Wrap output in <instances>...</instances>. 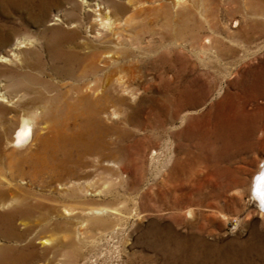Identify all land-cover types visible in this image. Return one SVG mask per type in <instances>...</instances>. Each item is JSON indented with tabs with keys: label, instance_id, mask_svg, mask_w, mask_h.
I'll return each instance as SVG.
<instances>
[{
	"label": "bare ground",
	"instance_id": "bare-ground-1",
	"mask_svg": "<svg viewBox=\"0 0 264 264\" xmlns=\"http://www.w3.org/2000/svg\"><path fill=\"white\" fill-rule=\"evenodd\" d=\"M9 1L27 14L35 9L31 3L29 7L23 5V0ZM54 2L61 4V0ZM82 5L91 15L90 24L72 18L67 22L68 30L50 29L45 46L48 68L33 52L31 61L20 58V50L29 48L33 41L16 38V29L0 33V45H13L7 55L0 54V64L14 60L21 64L18 69H24L10 71L7 87L26 95L19 103L15 96L9 97L0 81V264H49L45 255L36 253L34 239L52 226L59 227L54 221L59 214H73V209L55 206L57 197L28 196L24 184H56L60 187L57 194L62 196L58 203L80 199L84 203L91 186L85 180L89 173L85 159L98 150L112 156L130 150L124 143L135 132L103 125V114L120 118L124 127L140 130V125L144 129L147 126L150 135L168 133L178 141L177 154L188 157L192 152L181 141L193 143L198 155L217 151L228 159L264 146V105L246 109L250 102L264 97V66L200 115L188 117L182 113L185 107L203 104L213 88L207 82L195 96L193 88L198 79L228 73V65L239 56L250 59L256 51L264 50L260 43L252 50L254 41L264 35V0H82ZM45 8L41 4V9ZM126 13L130 16L122 18ZM224 19L237 27L235 32L228 31ZM191 60L202 68L197 69V78L188 82ZM169 77L177 78L178 84L166 81ZM156 78L162 91L149 100L148 114L142 122L138 119L140 95ZM44 90L53 96L47 97ZM56 97L63 99L59 109L48 112L41 106ZM119 108L129 110V114L119 117ZM185 156L174 160L168 181L185 177L189 165ZM227 179L234 182L231 175ZM223 186L219 188L225 189ZM251 196L264 213V159L254 175ZM106 212L102 206L90 207L83 210V216L103 225L106 222L98 218ZM262 234L252 231L247 243L233 240L213 246L216 254L211 264H252V255L264 264ZM44 241L54 242L51 238ZM166 242L158 243L166 247ZM54 248L53 244L50 250ZM185 259L189 264L194 262L193 258Z\"/></svg>",
	"mask_w": 264,
	"mask_h": 264
},
{
	"label": "rangeland",
	"instance_id": "rangeland-1",
	"mask_svg": "<svg viewBox=\"0 0 264 264\" xmlns=\"http://www.w3.org/2000/svg\"><path fill=\"white\" fill-rule=\"evenodd\" d=\"M30 3L35 9L27 14L26 10L14 7L9 0H0V33L5 35L11 29H16L19 33L16 38L24 37L33 41L34 44L29 48L20 50V58L31 61L33 52L41 58L45 68H48L49 57L45 46L46 40L51 36L50 29L58 27L68 30L67 22L72 18H81L83 25L90 24L91 15L83 10L86 6L82 5V0H61V4H56L54 0L22 2L23 5L28 4L27 7ZM43 3L47 7L45 10L41 9ZM128 16L129 13H126L122 18ZM34 18L37 20L34 21ZM223 23L228 31H236L237 27H233L230 21L224 19ZM256 43L264 45V35L254 41L252 50L255 49ZM232 45L238 47L236 43ZM12 47L11 43L0 45V54L7 55ZM191 61L186 75L188 82L196 79V72H199L197 69L202 68L195 60ZM194 63L196 68L192 71L191 66L195 65ZM19 66L21 64L14 60L0 64V81L9 97L15 96L14 99L21 103L26 95L7 87L10 71L18 69ZM228 66V73L220 74L216 78L198 79L193 88L194 95L199 96L207 82L213 85L212 93H209L203 104L185 107L183 114L188 117L200 115L212 108L216 102H222L225 93L235 92L239 84L250 79L257 69L264 66V50L256 51L250 59H241L239 56ZM169 78L166 81L172 85L178 84L177 78ZM161 91L162 85L156 78L147 91L140 95L142 108L138 112L139 120L144 122L149 110V100L157 97ZM45 95L52 97L53 93L46 91ZM56 98L45 101L41 106L45 110L48 109V112L59 109L63 99ZM258 105H264L263 96L250 102L246 109L252 111V107L255 109ZM125 111L117 109L119 117L129 114V110ZM103 115L100 117L103 125L129 128L135 132V136L125 140L124 145H130L131 148L124 155L112 156L106 154V151L98 150L85 159V170L89 172L85 180L91 186L84 203H81L82 199L76 203H58L62 196H58L60 187L56 184L44 187L24 184L30 191L26 192L28 196L36 193L58 198L55 206L62 205L73 209V214L69 217L61 214L55 217L54 221L59 223V227L52 226L50 230L34 239L36 253L39 256L45 255L46 263L189 264L185 258H193L194 262L190 264H211L210 260L216 254L214 247L233 240L247 243L252 231L264 235V213L258 209L256 199L251 196L254 175L264 159V146L228 159L227 156L220 157L217 151L198 155L199 151L193 143L181 141L184 145L188 144L192 152L188 157L177 154L178 141L171 139L168 133L150 135L152 132L148 131L147 126L144 129L145 127L140 125L142 130L131 125L124 127L120 118L110 119ZM137 139L140 142L136 141ZM183 156L184 160L188 159L189 164L185 177L179 179V182L168 181L174 160L178 157L183 159ZM230 175L233 176L234 182L227 179ZM220 185H225L223 187L226 188L220 189ZM101 206L107 208V212L98 220L106 222L105 224L90 222L83 216L84 209ZM113 209L116 211H110ZM49 238L54 242L50 241L48 244L44 241ZM186 240L189 244L183 242ZM196 240H200L198 245ZM162 241H167L166 247L160 245ZM53 244L55 248L50 250ZM42 262L43 259H40V263ZM251 262L263 264L262 259L255 255H252Z\"/></svg>",
	"mask_w": 264,
	"mask_h": 264
},
{
	"label": "clouds",
	"instance_id": "clouds-1",
	"mask_svg": "<svg viewBox=\"0 0 264 264\" xmlns=\"http://www.w3.org/2000/svg\"><path fill=\"white\" fill-rule=\"evenodd\" d=\"M262 200H264V197H262Z\"/></svg>",
	"mask_w": 264,
	"mask_h": 264
}]
</instances>
